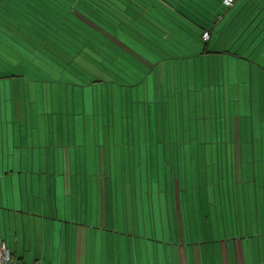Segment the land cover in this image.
Listing matches in <instances>:
<instances>
[{
	"label": "crops",
	"instance_id": "crops-1",
	"mask_svg": "<svg viewBox=\"0 0 264 264\" xmlns=\"http://www.w3.org/2000/svg\"><path fill=\"white\" fill-rule=\"evenodd\" d=\"M252 6H255L254 12L250 15ZM222 25L226 27L225 35L231 33L235 37L236 31L240 33L226 53L198 55V51L196 56L185 60L163 61L156 53L143 48L155 62L138 74L150 78L154 116L160 115L159 127L163 135L172 131L175 139V133L180 134L178 110L186 107L190 92L194 96L200 93L201 86L209 88L206 100L208 98L210 118L215 119L218 111L217 102L212 99L222 96L229 104L223 107V113L230 115L225 122V134L234 142L225 144L230 148L228 152L225 148V155L222 154L226 165H217L221 154L211 151L206 157L215 165H206V168L176 165L181 176L184 168L190 170V177L174 179L172 174L170 178L175 187L172 193L176 195L175 243L168 245L157 238L142 237L133 218L132 226L120 228L118 197L110 193V200L105 199L104 184L98 179H85L88 189L84 190L76 173L82 165H77L75 172L70 168L69 173H66V165L59 169L57 165H48L44 177L40 172L36 174L33 166L32 172L9 174L7 171L0 175V243L7 246L12 259L23 264H264V165H235L243 159L244 151L234 150V147H242L244 143L248 154L249 132L247 117L241 132L242 117L232 116V104L238 98L245 103V109L249 99L250 103L255 99L256 106L264 108V3L235 0L226 11ZM138 57L128 54L127 58ZM218 63L223 65L221 73L217 70ZM27 69L28 72L21 70L20 75L30 71L34 74L35 68ZM22 78H17V87ZM9 83L8 80L0 81V85ZM237 86L243 93H236ZM212 132L210 128L207 137L211 148L216 149ZM242 138L244 141L237 143ZM259 147L260 159L264 161V144ZM176 154L178 163L180 151ZM244 161L247 162L245 155ZM155 166L158 178L150 174L147 181L158 183V186L168 185L167 172L161 182L162 165ZM167 167L164 165V171ZM12 168L7 166L8 170ZM88 168L89 165H85L87 172ZM58 170H61L59 179L56 177ZM194 170H198L200 177H194ZM182 187L191 189L180 197ZM129 194L131 202L138 199L132 198V190ZM143 215L150 222L151 213ZM109 219L112 221L110 229ZM121 229L127 233L124 238ZM143 229L144 235L153 233L161 238L164 233L162 227L151 229L145 224Z\"/></svg>",
	"mask_w": 264,
	"mask_h": 264
},
{
	"label": "rangeland",
	"instance_id": "rangeland-1",
	"mask_svg": "<svg viewBox=\"0 0 264 264\" xmlns=\"http://www.w3.org/2000/svg\"><path fill=\"white\" fill-rule=\"evenodd\" d=\"M190 39L184 36L188 51H200L201 44H191ZM133 49L134 55L141 58L124 59L130 64H124L127 69L118 70L114 67L111 69L114 73H109L110 77L96 73L92 66L84 61V66H81L76 77L66 73L61 76L62 74L59 75L53 68L49 72L45 71V67H36L34 74H24L19 80L20 87L16 86V78L9 80L7 85H0V175L7 171L9 174L27 173L34 166V172H40L44 177L48 165H57L58 169L66 165V173H69L70 168L75 172L77 165H82V169H78L76 173L84 190L88 189L85 179H98L104 184L105 199L110 200V193H115L118 197L120 228L123 225L132 226L133 218L137 231H142L139 235L149 239L157 238V241L161 240L170 245L175 243L176 237V195L172 193V188L175 187L171 185L173 180L170 178L172 174L174 179L190 177V170L184 168L181 176L176 165H202L204 168L206 165H215L206 157L211 151L221 154L217 165H226L222 158V154L225 155V144L227 141L234 142L225 134V122L230 119V115L223 113V107L224 104H229L222 96L212 99L217 102L218 111L215 119L210 118L208 98L206 100L209 88L201 86L200 93L197 92L194 96L190 92L186 107L184 105L178 110L180 134L176 132L175 139L172 131L163 135L159 127L160 115L158 114L157 118L154 116L155 103L150 98V78L138 74L144 73L155 60L149 59L143 48L133 45ZM88 55H85V59ZM216 66L221 73L223 65L218 63ZM133 72L135 75L132 76ZM92 81L99 83L92 84ZM220 81L222 82V79ZM221 82L218 84L221 85ZM236 89L237 94L243 93L239 86ZM147 94L148 98H145ZM232 105V116L236 119L242 117L239 129L241 132L244 130L243 120L247 117L246 129L249 132L248 154L245 153L247 146L244 143L242 147H234V150L244 151L243 159L235 165H264L259 154V146L264 144V108L257 107L255 99L251 100V103L250 99L248 100L247 109L244 108L245 103L241 98L235 100ZM170 111L172 112V108ZM210 128L215 136L212 141H215L216 149L209 145L207 135ZM241 141L243 142L244 138L237 143ZM178 150L181 161L177 163ZM244 155L247 162L244 161ZM9 165L13 167L10 170L7 169ZM85 165H89L88 172ZM95 165H98L97 170ZM155 165H162L159 172L161 182L164 181V172H167L168 185L158 186V183L147 181L150 174L152 178H158ZM164 165H168L167 171H164ZM197 172L198 170H194L195 178L199 176ZM60 173L61 170L56 172L58 179L61 178L58 175ZM190 189L182 187L180 197L187 190L189 193ZM131 190L134 193L132 198H138L136 201L131 202ZM147 201L152 203L149 205L145 203ZM107 205L110 214V202ZM147 212L152 216L150 222L143 215ZM145 224L151 229L154 226L162 227L164 233L161 238L160 235L155 237L153 233L144 235ZM110 226L112 221L109 219V229ZM120 232L122 238L127 234L122 229ZM138 234L136 235L139 236Z\"/></svg>",
	"mask_w": 264,
	"mask_h": 264
},
{
	"label": "trees",
	"instance_id": "trees-1",
	"mask_svg": "<svg viewBox=\"0 0 264 264\" xmlns=\"http://www.w3.org/2000/svg\"><path fill=\"white\" fill-rule=\"evenodd\" d=\"M222 1L0 0V81L23 77L27 67L76 77L84 61L109 76L114 67L126 68L133 45L159 60L181 61L197 55L188 51L184 36L201 44L198 55L226 53L240 33L225 35L222 23L230 7ZM254 7L246 12L251 15Z\"/></svg>",
	"mask_w": 264,
	"mask_h": 264
},
{
	"label": "built area",
	"instance_id": "built-area-1",
	"mask_svg": "<svg viewBox=\"0 0 264 264\" xmlns=\"http://www.w3.org/2000/svg\"><path fill=\"white\" fill-rule=\"evenodd\" d=\"M235 0H223L222 3L225 7H232ZM202 40H207L208 33L204 32L202 35ZM0 264H23L21 262L12 259L11 254L7 246L1 242L0 243Z\"/></svg>",
	"mask_w": 264,
	"mask_h": 264
}]
</instances>
